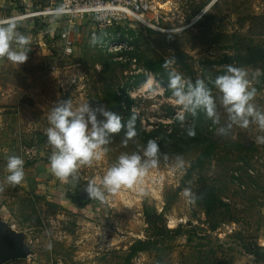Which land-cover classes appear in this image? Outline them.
Here are the masks:
<instances>
[{"label":"rangeland","instance_id":"obj_1","mask_svg":"<svg viewBox=\"0 0 264 264\" xmlns=\"http://www.w3.org/2000/svg\"><path fill=\"white\" fill-rule=\"evenodd\" d=\"M64 2L0 0V22L14 20L31 41L23 64L0 58V148L24 160V180L44 171L54 187L37 193L24 183L8 184L6 176L0 180L2 259L43 251L53 264H264V143L256 142L264 131L255 123L229 129L222 94L212 84L229 65L246 70L257 90L253 103L264 111V0H155L157 17L148 23L108 21L104 13L15 19L26 9ZM69 17L76 22L71 28ZM63 31H69L70 50ZM93 35L101 42L92 45ZM159 58L186 81L204 79L212 89L220 123L203 113L197 146L188 136L183 147H171L168 136L181 133L187 115L183 123L176 119L181 106L144 67ZM140 75L144 80L135 84ZM65 100L74 108L88 102L93 110L113 111L122 123L137 113V135L124 146L122 127L110 135L106 154L101 150L99 160L60 181L51 171L46 129L51 109ZM221 127L226 133H217ZM149 139L159 144L158 166L133 188L107 193L106 171L122 153L142 155ZM90 182L104 192V203L89 198ZM210 191L218 202L207 215L201 198ZM152 212L160 218L150 226L145 213ZM163 225L180 228L167 233ZM137 239L148 246L130 254Z\"/></svg>","mask_w":264,"mask_h":264},{"label":"clouds","instance_id":"obj_2","mask_svg":"<svg viewBox=\"0 0 264 264\" xmlns=\"http://www.w3.org/2000/svg\"><path fill=\"white\" fill-rule=\"evenodd\" d=\"M61 11L57 9L56 14L59 15ZM98 42H101V38L93 35L90 43L96 45ZM30 44V39L17 30V23L14 20L0 22V58H6L16 65L23 64L28 59ZM169 64L170 61L166 60L162 66L168 70ZM247 77L246 70L229 65L223 74L215 77L212 84L222 94L221 101L230 121L229 129L232 125L248 128L250 123H255L264 131V111H260L253 103L257 90L251 86ZM168 81V88L176 104L182 109L176 115L178 121L183 123L185 113L195 117L198 112H203L214 125L220 123L212 89L204 79L186 81L180 73L168 71ZM97 112L104 117L103 120H97ZM137 115L132 113L130 119L122 123L119 114L103 107L93 110L88 102L75 108L71 100L58 103L47 117L50 124L46 129L47 143L53 148L49 157L52 173L57 178L66 180L81 165H89L93 160H99L101 150L105 154L108 152V148L104 146L109 144L110 135L119 133L122 127L126 129L122 144L127 146L137 135L135 128ZM216 131L218 134H224L227 129L221 127ZM195 134L194 127L187 129L188 136ZM256 142L264 143V136L258 137ZM159 155L160 147L155 139L147 141L142 155L137 152L122 153L103 175L101 183L104 189L109 194H116L122 188H133L147 175L150 168L158 166ZM24 163L19 156H8L6 169L9 174L5 177L8 184L12 186L21 184L24 180ZM176 164L180 168L183 167L181 157H176ZM85 191L90 199L105 202V194L97 188L95 182H90ZM184 195L189 197L191 202H195L188 190H185Z\"/></svg>","mask_w":264,"mask_h":264},{"label":"built area","instance_id":"obj_3","mask_svg":"<svg viewBox=\"0 0 264 264\" xmlns=\"http://www.w3.org/2000/svg\"><path fill=\"white\" fill-rule=\"evenodd\" d=\"M57 9L62 10L59 15L74 16L80 18V20L84 14L89 13H104L108 16V21L128 17L138 22L148 23L151 19L157 17L155 0H65L59 6L49 4L40 8L26 9L15 19L23 20L45 15H57ZM149 14L152 17H149ZM73 20L70 17L68 19L70 28L76 23ZM61 37L64 40L66 50H70L72 42L69 38V31L61 32ZM34 258V252H28L24 255L27 263L32 262Z\"/></svg>","mask_w":264,"mask_h":264},{"label":"trees","instance_id":"obj_4","mask_svg":"<svg viewBox=\"0 0 264 264\" xmlns=\"http://www.w3.org/2000/svg\"><path fill=\"white\" fill-rule=\"evenodd\" d=\"M164 59L162 58H159V59H155V60H149V61H146L145 64H144V67L146 69H148L149 71H152L155 75H157L158 77H160L162 80H163V83L165 84V90H168V71H171V70H165L163 68V63H164ZM140 78L135 82V84L139 81L141 82L142 80H144V76H139ZM192 82H195L192 81ZM116 92H113V96L114 97H117L116 96ZM129 99V98H128ZM187 115V118H186V127L181 131V133L176 136L174 133H171L169 134V140L171 142V147H177L179 145H181L183 147V145H186V141H191V140H188V135H187V129L188 128H193L195 129V136H193V140L192 142H190V144H192V147L193 146H197L199 145V143L201 142L200 138V132H199V128H200V124L202 122V118H203V112H198V114L193 117L191 116V114L189 113H186ZM142 133L148 135V136H152L150 132L146 133L145 131H143L142 129L140 130ZM177 145V146H176ZM185 147V146H184ZM187 148V146L185 147V149ZM177 151H179V149H177ZM181 151V149H180ZM196 162L193 163V165L195 164ZM201 202L203 203V208L205 210V213L208 215V214H212L214 213L215 214V209H217V198L215 197V195H213L211 193V191L209 193H206L202 198H201ZM215 211V212H214ZM160 218V215L156 212H152L151 214H146L145 213V222L152 226L155 221L157 219ZM218 226V222H214L213 224L210 225V228L211 229H216ZM179 228L178 227L177 229L175 230H168V228H166L164 225L162 226V229L164 231H166L167 233L170 232V233H177L179 231ZM148 246V242L145 241V240H140V239H137L135 242H133L130 247H129V251H130V254H133L135 252H138V251H141V250H144L146 249Z\"/></svg>","mask_w":264,"mask_h":264},{"label":"crops","instance_id":"obj_5","mask_svg":"<svg viewBox=\"0 0 264 264\" xmlns=\"http://www.w3.org/2000/svg\"><path fill=\"white\" fill-rule=\"evenodd\" d=\"M27 5V4H26ZM4 143V142H3ZM10 154V151L7 148H4L3 150L0 148V180L2 179L5 181L4 177L7 176L9 173L6 169V163L7 158ZM47 171V170H46ZM48 173V171L46 172ZM44 171L34 172L32 176H29L26 180H23L21 183L27 185V187H30L31 189H34L35 192H41L44 193L46 190H52L54 187L47 181L44 176ZM35 176V177H33ZM60 181H62L60 179ZM59 181V182H60ZM66 181V180H64ZM43 251L38 252L35 254V258L32 260V262L27 263L25 259L22 260H4L2 259V253H0V264H53L48 257L47 254H44ZM26 254V253H25ZM24 254V255H25ZM24 258V256H23Z\"/></svg>","mask_w":264,"mask_h":264}]
</instances>
